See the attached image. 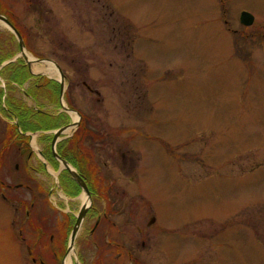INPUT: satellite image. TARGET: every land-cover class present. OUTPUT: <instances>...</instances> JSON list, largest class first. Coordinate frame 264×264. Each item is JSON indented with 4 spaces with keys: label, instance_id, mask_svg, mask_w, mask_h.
Here are the masks:
<instances>
[{
    "label": "rangeland",
    "instance_id": "1",
    "mask_svg": "<svg viewBox=\"0 0 264 264\" xmlns=\"http://www.w3.org/2000/svg\"><path fill=\"white\" fill-rule=\"evenodd\" d=\"M243 10L255 16L251 27L239 21ZM1 14L28 57L53 59L70 77L64 99L105 137L97 151L115 161L119 141L135 150L139 212L130 223L145 228L155 212L151 264H264V0H0ZM119 24L137 39L130 58L110 42ZM0 32L5 51L12 35L1 21ZM33 69L58 83L47 67ZM39 91L33 84L28 94ZM48 95L52 113L61 93ZM110 145L114 152L102 153ZM13 218L0 195V264H32ZM122 226L134 248V227ZM71 254L73 264H136L102 244Z\"/></svg>",
    "mask_w": 264,
    "mask_h": 264
},
{
    "label": "flooded vegetation",
    "instance_id": "2",
    "mask_svg": "<svg viewBox=\"0 0 264 264\" xmlns=\"http://www.w3.org/2000/svg\"><path fill=\"white\" fill-rule=\"evenodd\" d=\"M102 7L105 9L106 4ZM112 33L115 35L110 42L118 41L115 50L119 49L127 58L136 55L137 39L128 27L119 24L113 27ZM12 44L13 38L11 44L7 40L6 56L11 55ZM22 63L9 64L1 77L8 83L0 86L6 90L0 96V104L10 102V107L4 103L7 113L0 126V195L14 209L15 218L10 225L17 239L24 243L30 260L34 264H54L60 257L64 264L71 234L81 212L86 209L75 239V250L78 248L85 253L86 249L102 244L106 250L115 249L117 259L128 251L127 257L134 263L151 264L155 248L152 240L158 223L154 210L149 207L154 215H148L145 228L130 223L134 210L139 212L134 202L138 193L131 189L138 173V164L131 157L136 154L135 150L119 141L115 147L117 159L104 158L97 147H102L98 142H103L105 137L90 125L91 119L87 115L78 122L73 133L61 136L54 144V131L73 123L70 118H62V114L46 111L48 107L44 104L52 100L48 94L52 93L53 98L59 94L60 84L47 75L34 74L28 64ZM124 68L122 65V70ZM131 69L136 70L135 66L125 70ZM66 77L71 81L68 75ZM44 81L47 82L45 85L42 84ZM33 84L40 89L36 99L28 94ZM18 88L19 96L15 92ZM103 152L109 155L114 151L110 145ZM78 178L86 187L78 182ZM126 198L127 202L128 198L131 200L128 207L124 202ZM17 220L20 223L16 226ZM121 224L134 227V248L125 239L126 228ZM37 248L43 254L37 251L35 254ZM79 258L82 262L86 257Z\"/></svg>",
    "mask_w": 264,
    "mask_h": 264
},
{
    "label": "water",
    "instance_id": "3",
    "mask_svg": "<svg viewBox=\"0 0 264 264\" xmlns=\"http://www.w3.org/2000/svg\"><path fill=\"white\" fill-rule=\"evenodd\" d=\"M0 21H2L10 29V31H12L15 34V36L19 40L21 54L26 59V62L28 63V65L31 66L32 63H50V64H54L58 68V70H59V72L61 74V77H62L61 87H62V92H63L64 91V86H65V78L66 77H65L62 69L60 68V66L57 63H55L54 61L50 60V59H42V60H33V61H30L28 59L26 53H25V43H24L23 37L20 34V32L16 29V27L5 16L0 15ZM241 21H242L243 24H245L247 26H251L254 23V16L251 15L250 13H248V12H243L242 13V16H241ZM66 129H61L60 131H58V133H56L55 139H54V144L56 143L57 139L60 137V135ZM73 175L75 176L74 173H73ZM78 182L81 183L82 185H84V183L81 181L80 178H78ZM85 213H86V209H83V211L81 212V215H80V217L78 219V222L76 224V227L73 230L72 237H71V247H70V250L72 249V247L74 245V242H75V239H76L78 230H79L80 225L82 223V220H83V218L85 216Z\"/></svg>",
    "mask_w": 264,
    "mask_h": 264
},
{
    "label": "trees",
    "instance_id": "4",
    "mask_svg": "<svg viewBox=\"0 0 264 264\" xmlns=\"http://www.w3.org/2000/svg\"><path fill=\"white\" fill-rule=\"evenodd\" d=\"M16 50H17V45H16V41H15V38L13 36V51L11 53V55H7V56H3L1 55L0 53V64L6 59L8 58L9 56L10 57H13L15 54H16ZM20 63H22V61H20ZM23 64V63H22ZM2 73V72H1Z\"/></svg>",
    "mask_w": 264,
    "mask_h": 264
},
{
    "label": "bare ground",
    "instance_id": "5",
    "mask_svg": "<svg viewBox=\"0 0 264 264\" xmlns=\"http://www.w3.org/2000/svg\"><path fill=\"white\" fill-rule=\"evenodd\" d=\"M30 57V56H29ZM51 72H53V70L51 69L50 70ZM49 70L47 71L48 73H51ZM74 252V251H73ZM65 264H73V257H72V254H70L68 257H67V259H66V261H65Z\"/></svg>",
    "mask_w": 264,
    "mask_h": 264
}]
</instances>
